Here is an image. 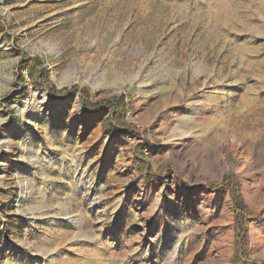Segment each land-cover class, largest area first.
<instances>
[{"label":"rangeland","instance_id":"374dc122","mask_svg":"<svg viewBox=\"0 0 264 264\" xmlns=\"http://www.w3.org/2000/svg\"><path fill=\"white\" fill-rule=\"evenodd\" d=\"M261 29L264 0H0V264H232L226 175L263 264Z\"/></svg>","mask_w":264,"mask_h":264},{"label":"trees","instance_id":"16d2710c","mask_svg":"<svg viewBox=\"0 0 264 264\" xmlns=\"http://www.w3.org/2000/svg\"><path fill=\"white\" fill-rule=\"evenodd\" d=\"M37 72V71H36ZM31 79L32 82L38 84H40L38 77L35 75H33V73L31 72ZM79 89L78 85H74L71 88H64L62 90H58L56 91L55 89H51L50 90V94L52 95H58L60 93H62L63 91H66L68 93H72L76 90ZM82 91L85 92V90L82 89ZM84 92H82L81 94V99L82 102L85 106V108L89 111L92 110H98L101 108V104L98 105H91L88 103V101L85 98ZM109 104L112 105V111H111V115H112V119L113 121L111 123H109V125L105 126L103 131L107 134L113 135V130L112 129H117V128H121L127 124L126 123V103L123 99L122 96H116L114 97V99L112 101H109ZM138 151L140 153V155H137V158L139 160V162L141 164L145 165V159L142 156L143 153V146L138 148ZM145 168L150 171L151 167H149L148 165H145ZM150 176H153L154 174L150 173ZM232 177L229 175H226L223 179V182L221 183L222 185H229L230 186V191L232 193V195L235 197V202H236V207L241 210V214H236L235 218H236V228H237V249H236V253L234 255V259L232 264H257L256 261H252L249 260L248 258H245L246 256V252H247V247H248V242L246 240L247 238V234H246V221H245V214L243 213V211L246 209V205L242 199V196L239 193L238 190V186L237 183L234 181V179H231ZM264 264V263H263Z\"/></svg>","mask_w":264,"mask_h":264},{"label":"bare ground","instance_id":"6f19581e","mask_svg":"<svg viewBox=\"0 0 264 264\" xmlns=\"http://www.w3.org/2000/svg\"><path fill=\"white\" fill-rule=\"evenodd\" d=\"M224 10V9H223ZM259 28V27H258ZM253 33H256L257 31V28L256 27H251ZM250 29V30H251ZM260 30V29H259ZM261 30H264V29H261ZM255 31V32H254ZM262 32V31H261ZM240 62H243V64H246L244 67V69H246L248 72H251V71H256V70H260L261 71V68L260 67H254V65H251V61H249L248 59L246 61H244L243 57H240ZM253 64V63H252Z\"/></svg>","mask_w":264,"mask_h":264}]
</instances>
